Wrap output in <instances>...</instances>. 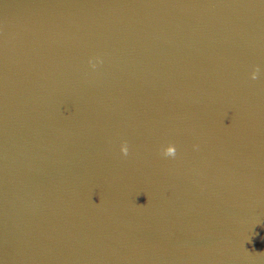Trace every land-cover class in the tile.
Here are the masks:
<instances>
[{
  "label": "water",
  "instance_id": "95a60500",
  "mask_svg": "<svg viewBox=\"0 0 264 264\" xmlns=\"http://www.w3.org/2000/svg\"><path fill=\"white\" fill-rule=\"evenodd\" d=\"M0 264H264V0H0Z\"/></svg>",
  "mask_w": 264,
  "mask_h": 264
},
{
  "label": "clouds",
  "instance_id": "9594fccd",
  "mask_svg": "<svg viewBox=\"0 0 264 264\" xmlns=\"http://www.w3.org/2000/svg\"><path fill=\"white\" fill-rule=\"evenodd\" d=\"M95 65H93L94 67ZM259 72V68H257V70L255 72H253L252 74V79H256L257 78V73ZM121 151L124 155H127L128 154V147L127 145H123L122 148H121ZM176 154V149L174 146H168L164 152V155L166 156H175Z\"/></svg>",
  "mask_w": 264,
  "mask_h": 264
}]
</instances>
